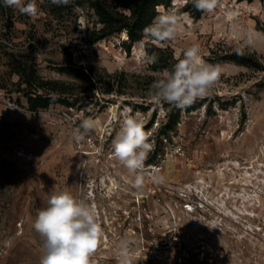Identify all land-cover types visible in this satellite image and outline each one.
Masks as SVG:
<instances>
[{
    "label": "rangeland",
    "instance_id": "374dc122",
    "mask_svg": "<svg viewBox=\"0 0 264 264\" xmlns=\"http://www.w3.org/2000/svg\"><path fill=\"white\" fill-rule=\"evenodd\" d=\"M106 1L35 0L28 16L0 0V264H39L43 241L32 225L62 191L94 206L103 230L94 264H118L121 239L132 241V264H264V0H220L213 13L184 0L162 7L175 6L183 28L161 46L145 41L151 52L174 66L196 45L220 69L209 94L185 108L151 100L167 70L142 62L140 43L129 52L126 32L103 35L95 6ZM20 64L46 84L27 87ZM72 64L122 75L123 86L91 90L61 72ZM65 90L78 97L58 95ZM137 113L153 145L146 162L154 160L140 190L112 158L125 115ZM87 117L97 126L76 141Z\"/></svg>",
    "mask_w": 264,
    "mask_h": 264
},
{
    "label": "clouds",
    "instance_id": "9594fccd",
    "mask_svg": "<svg viewBox=\"0 0 264 264\" xmlns=\"http://www.w3.org/2000/svg\"><path fill=\"white\" fill-rule=\"evenodd\" d=\"M54 5H69L72 0H50ZM185 3L188 0H184ZM193 6L202 12L213 13L220 0H192ZM4 6L16 9L22 15L35 16L38 9L35 0H3ZM176 0H173L175 5ZM159 13L153 23L144 29V39L140 43L139 57L142 62L154 64L158 55L149 54L145 41L157 46L174 40L183 28V16L178 9L164 11L157 6ZM184 15H187L185 13ZM253 41L249 38L248 43ZM238 54L242 52L238 51ZM219 66L206 63L198 46L193 45L183 52V58L177 57L171 71H166L163 78L155 80L149 89L153 102H167L178 108H185L197 99L209 94L219 77ZM131 113V109L126 110ZM135 115H125L119 133L112 141V158L119 161L130 173L135 174L133 186L140 190L145 182V162L153 145L148 142L149 136L144 131L143 121ZM98 121L92 117L83 118L79 127L72 131L76 141H82L85 135L97 126ZM152 168L158 173L159 169ZM153 182H160L162 177L152 175ZM34 230L43 241L44 253L39 264H94L91 257L97 251L103 236V230L96 220L94 206L83 198H77L69 191L53 194L48 207L38 210L33 223ZM132 241L121 239L116 253L118 264H132L130 245Z\"/></svg>",
    "mask_w": 264,
    "mask_h": 264
},
{
    "label": "trees",
    "instance_id": "16d2710c",
    "mask_svg": "<svg viewBox=\"0 0 264 264\" xmlns=\"http://www.w3.org/2000/svg\"><path fill=\"white\" fill-rule=\"evenodd\" d=\"M173 0H111L110 2H100V5L95 6V13L98 16L99 22L103 25L101 32L104 36L111 35H121L126 32L128 35V40L123 42V45L130 52V46L135 43H139L144 39V29L151 25L158 15L157 6H162L164 8H169L172 5ZM187 5H193L192 0H188ZM152 45L145 42V47L147 48L149 54H151ZM158 60L154 64H150L151 69L154 72L161 71H171L173 68L172 60L171 62H165L163 58L164 52L157 50ZM19 75L22 82L27 85V87L32 88L36 84H40L42 88L45 85V81L42 79H37L33 74L28 72V68L23 65H18ZM61 72L69 76L75 83H83L88 86L91 90H94L97 86H108L111 88H121L123 86L122 75L119 74H108L103 72V74H98L93 67L84 68L83 66L71 65L61 69ZM32 74V75H31ZM60 85V84H58ZM61 88L69 89V85H62ZM58 86V91L60 89ZM60 91L59 96H66V98L78 97L77 94H72L70 92ZM31 97L33 94H29ZM35 97V96H34ZM76 99V98H75ZM42 96L35 97V103L40 104L45 103ZM181 109L176 115L169 114L168 121L163 125V129L166 132L177 128L179 122V117L181 114ZM165 132V133H166ZM169 137V136H168ZM170 138V137H169ZM154 160L147 161L146 164H152Z\"/></svg>",
    "mask_w": 264,
    "mask_h": 264
}]
</instances>
